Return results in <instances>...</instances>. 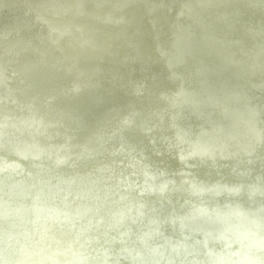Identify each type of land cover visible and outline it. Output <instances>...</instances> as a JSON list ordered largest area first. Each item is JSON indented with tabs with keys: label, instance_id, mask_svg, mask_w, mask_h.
Masks as SVG:
<instances>
[{
	"label": "water",
	"instance_id": "water-1",
	"mask_svg": "<svg viewBox=\"0 0 264 264\" xmlns=\"http://www.w3.org/2000/svg\"><path fill=\"white\" fill-rule=\"evenodd\" d=\"M51 1L0 0V111L18 106V72L13 67H18L15 62L24 53L21 49L16 58L19 52L14 49L19 42L24 48L26 35H32L43 6ZM218 5L189 10L196 19L189 24L176 14L170 20L173 38L203 29V17L213 14ZM44 23L41 20L39 25ZM57 24L63 28L61 21ZM198 38L208 43L209 37ZM223 38L230 43L228 56L235 60L231 63L213 48L193 50L196 57L185 52L187 74L154 72V66L133 54L126 57L133 58L135 66L121 57L109 58L103 74L97 68L105 61L92 72L93 82L69 89V99L40 100L41 107L21 119L0 116L2 180L14 187L32 180L36 187L23 198L0 191V198L14 205L7 209L14 217L0 209V264H92L93 260L97 264H105L103 260L107 264H264V152L250 149L258 170L242 161L238 165L242 173L260 176L261 186L246 187L233 168L236 152L250 138L264 144V93L249 101L254 106L251 111L223 118L216 126L206 123L215 112L214 103L227 94L240 87L262 92L264 34L257 42L237 32H223ZM196 53L205 61L197 60ZM67 66L77 81L86 77V71ZM35 67L28 69L30 76ZM227 74L231 83L218 84ZM204 80L209 82L196 93L212 98L211 104L203 103L196 93L183 92ZM58 120L63 127L57 126ZM230 127H235L227 131L234 151L220 148L212 135L205 137L208 147L194 139ZM94 181L100 186L95 187ZM157 182L160 187L152 188L157 191L146 193ZM66 186L77 191L76 198L63 191ZM197 189L203 198L175 192L195 194ZM104 190L134 202L116 205L114 200L92 199ZM81 199L109 212L80 211L76 207ZM156 200L167 206H158ZM128 208L159 218L127 224Z\"/></svg>",
	"mask_w": 264,
	"mask_h": 264
},
{
	"label": "bare ground",
	"instance_id": "bare-ground-1",
	"mask_svg": "<svg viewBox=\"0 0 264 264\" xmlns=\"http://www.w3.org/2000/svg\"><path fill=\"white\" fill-rule=\"evenodd\" d=\"M212 1L53 0L45 4L42 13L38 16L39 20L35 22L36 28L32 30V35H26L28 40L25 41L24 48L23 43L19 42L14 49V52H19L16 58L20 56L21 49L22 53H24L22 60L15 62L18 67L16 65L13 67L15 72H18L19 84L16 86V92L20 97L16 96L18 106H15L12 110L8 108L2 109L0 116L11 114L21 119L34 114V111L41 107L39 104L40 100L45 101L49 98L51 100L54 97L69 99V89L71 90L73 86H75L73 89H78L82 83L90 84V82H93L94 75L92 72L94 70L96 72L97 66L102 64V61H105L103 66L97 68L98 73L103 74L102 70L106 67V60H109V58L121 57L126 63L135 66L132 61L133 58L126 57L133 54L140 61L154 66L155 69L153 71L161 74L168 72L187 74L185 70L189 66L183 60L182 55L185 52H190L195 56L194 51L197 48L201 50L213 48L218 50L220 53L219 57L222 56L223 60H227L228 63L235 61L233 57L228 56L231 53L229 51L230 43L223 38V32H237L254 42L262 40L264 34V0H256L254 2L251 0H217L215 3H212ZM219 3L221 6L218 5L219 7L213 14L203 17L205 18V27L203 29L191 30L192 33L190 31L188 33L183 32L173 38V27L170 25L172 17L176 16V14H182L185 24H189L196 20L188 12L189 10L197 11ZM41 20L45 21L44 25H39ZM58 21L62 22L61 26L63 28L58 27ZM201 36L209 37L208 43L206 40L198 38ZM237 39L241 40L242 38L238 36ZM235 46L238 49V53L244 51L239 42L235 43ZM26 53L28 59L23 60ZM196 54L197 60H204L202 56L198 55V53ZM38 64L41 65V68L35 67ZM67 64H73L76 70L86 71V77L82 80L81 77H78L79 81H77V78H74L73 74L68 72L72 70ZM117 66L115 64L113 68H117ZM34 67L36 72H33L34 75L30 76L28 69L31 71ZM89 68L91 70H88ZM235 73L238 74L237 72ZM229 74L225 75L224 79L217 83H231L232 80L229 78ZM207 82L209 80H204L199 85L188 86V88H184L183 92L188 94L199 92ZM261 82L264 83V78L261 79ZM263 93L264 88H262V92H254L243 91L240 87L233 94H227V97L222 102L214 103L215 107L213 110L215 112L208 117L206 123L211 122L212 126H216L223 118L233 119L239 112L251 111L254 106L249 101L262 97ZM195 95L203 103H213L212 98H205L201 93H196ZM241 98L246 101L241 100ZM66 112L71 115V110L67 109ZM22 122V120H19L17 123L20 125ZM63 124V121H57L58 127H63ZM234 128L230 127L217 133H213V130L211 133L204 132L205 136L203 139L201 137L194 139L199 144L203 143L205 147H208L209 142L205 137L212 135L217 137L220 148L234 151L232 141L227 138V131ZM245 146L236 152L238 160L233 164L234 173L246 187H259L262 185L261 177H253L247 172L242 173L238 165L242 161L258 170L257 159L250 152V149L255 148L264 152V144L261 139L250 138ZM2 150L1 152L6 155H11L9 151ZM24 152L30 156L35 155L32 150H25ZM56 163H60V161L56 160ZM4 172V165L0 162V191L8 192L16 198H23L22 196L31 192L35 187L32 180L22 187L11 186L2 180L1 176ZM58 185L61 184H55V186ZM93 185L95 187L100 186L97 181H94ZM127 185L129 186V184ZM163 185H166V183ZM159 187L158 182L153 183L151 188L147 187L146 193L153 195L157 190L152 188ZM63 191L73 198L77 197V191L73 187L66 186ZM175 192L181 195L191 194L195 198L202 197L199 189H197L195 194L186 190ZM93 198L103 203L108 200H114L113 203L116 205L124 201L127 204L134 202V200H128L130 197L116 196L111 190H104L103 193H94ZM156 201L155 203L158 206H167L165 201ZM81 202L76 207L80 211L88 210L91 213L109 212L102 206L100 208L93 205L89 206L82 199ZM11 206L14 205L0 198V209L9 216H13L7 211ZM204 209H208V207H204ZM174 213L177 215L179 212L175 211ZM158 218V215L150 214L147 211L144 212L142 209L128 208L125 221L127 224L131 223L132 220L152 223ZM39 231L49 235L41 230ZM103 262L107 264L105 260ZM92 264L97 263L93 260Z\"/></svg>",
	"mask_w": 264,
	"mask_h": 264
}]
</instances>
